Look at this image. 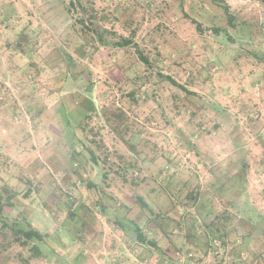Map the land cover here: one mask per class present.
<instances>
[{"label":"rangeland","instance_id":"1","mask_svg":"<svg viewBox=\"0 0 264 264\" xmlns=\"http://www.w3.org/2000/svg\"><path fill=\"white\" fill-rule=\"evenodd\" d=\"M0 190V264H264V0H0Z\"/></svg>","mask_w":264,"mask_h":264},{"label":"trees","instance_id":"2","mask_svg":"<svg viewBox=\"0 0 264 264\" xmlns=\"http://www.w3.org/2000/svg\"><path fill=\"white\" fill-rule=\"evenodd\" d=\"M224 10H225V13L228 17V21L229 23H232L233 22V19H234V16L228 12V6L227 5H224L223 6ZM126 42H129L126 40ZM146 61V60H144ZM166 78L174 85L180 87L181 89H183L184 91H186L187 93H190L189 90H187L184 86H182L181 84L177 83L173 78H171L170 76H166ZM6 205V199H5V196L3 195L2 191L0 190V217L3 213V208L4 206ZM18 233H20V235H22L21 237H23V242L22 243H26L27 241H30L32 239H37V240H41L42 239V235L34 230V229H28V230H17ZM137 239L139 242L141 243H147V244H150L152 246H155V242L154 241H151V240H147L145 235L141 232V230H137Z\"/></svg>","mask_w":264,"mask_h":264}]
</instances>
